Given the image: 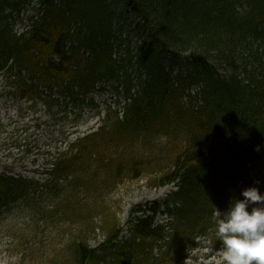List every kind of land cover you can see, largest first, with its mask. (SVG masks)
<instances>
[{
	"label": "trees",
	"instance_id": "16d2710c",
	"mask_svg": "<svg viewBox=\"0 0 264 264\" xmlns=\"http://www.w3.org/2000/svg\"><path fill=\"white\" fill-rule=\"evenodd\" d=\"M29 1L0 0L2 64L13 60L24 66L29 70L28 77L36 78L40 86H52L53 80H59L62 92L76 86L71 80L73 71L78 94L88 93L99 80H112L132 97L123 120L114 119L97 133L80 139L71 158L55 163L54 174L87 170V161L96 154L101 158L100 153L116 145V137H139L165 122L176 127L183 119L184 89L192 83L205 82L204 104L197 110L189 109L184 121L189 145L174 155L171 167L161 170L157 178L159 185L176 181L178 190L164 202L175 222L171 223L168 252L163 261L154 264H166L179 252L195 246L198 236L214 232L213 213L243 198L244 188L256 186L264 192V60L257 50L252 53L257 67L248 69L246 62L243 77L234 72L223 79L208 59L213 50L233 60L249 38L262 46L264 0H40L46 10L44 20L29 33L18 36L7 22L5 8H17ZM116 2L140 17L142 23L137 30L147 32L135 54L129 51L118 59L113 57V44L105 47L102 43L108 37L107 31L98 27L107 25L110 31L117 18ZM74 10L75 17L84 19L83 28L91 34L75 39L93 48L91 56L85 57L75 46L66 47L70 39L68 13ZM193 42L204 46L202 53L188 56L193 72L185 77L181 73L174 75L173 65H183L182 49L175 46L186 49ZM51 54L60 60L50 58ZM143 70L147 79H141ZM17 82L19 90L30 86L22 76ZM138 84L140 88L133 95ZM144 164L142 158L131 160L130 165L120 162L114 177H123V172L138 177ZM257 180L261 183L256 184ZM24 183L0 174V210L9 198L26 189ZM160 206L158 202L151 208L153 215L131 219V237L123 244L117 242L121 229L111 215L108 239L99 249L90 248L83 233L76 235L72 240L76 264H153L148 263V250L152 251L166 236L165 225L154 226ZM139 210H144L141 205L135 208ZM89 228L95 229L92 220Z\"/></svg>",
	"mask_w": 264,
	"mask_h": 264
},
{
	"label": "rangeland",
	"instance_id": "374dc122",
	"mask_svg": "<svg viewBox=\"0 0 264 264\" xmlns=\"http://www.w3.org/2000/svg\"><path fill=\"white\" fill-rule=\"evenodd\" d=\"M33 13L35 11L31 8L30 11L14 15V29L19 32L26 29V19ZM122 22L125 23L124 30L121 35L116 33L117 37L129 33L134 42L144 37L133 30L139 22L135 15L124 12ZM251 46L245 45L233 60H226L213 50L209 52L208 58L223 77L234 72L243 76L246 62L249 69L258 66L251 56L258 48L255 45L251 50ZM175 47L182 49L180 52L183 57L204 49V46L196 45L195 42L186 49ZM123 50L122 46L119 51ZM258 51L264 53V47ZM174 66L175 69L180 67ZM14 78V75L0 68V172L31 179L39 186L34 187L36 191L29 199H20L0 211V264H76L72 248V240L76 235L83 233L88 245L99 247L107 238V229L113 216L123 230L124 240L129 234L128 221L132 208L138 203L162 199L175 187L167 185L159 189L153 186L150 179L156 176V168H151V172L144 170L146 176L141 179H125L109 189L101 187L98 181L96 185L101 188L95 190L89 186L87 181L90 174L86 170L65 177L58 183V191L46 187V184H52L47 174L52 162L60 154L67 153L78 137L96 129L109 109L123 112L127 101L111 84L104 83L89 96L93 103L86 101L73 105L54 95L51 98L52 106L49 107L46 102H31L13 93ZM183 127L184 123H180L181 137ZM170 138V133L162 130L150 143L142 145L138 142L137 150L143 148L154 153L160 163H167L170 157H167L165 146L169 145ZM181 143L184 147L186 140L180 141L179 146ZM101 173L105 176V172ZM164 188H168V191L163 194ZM76 200L81 207L75 211ZM166 219L160 214L157 223L165 222ZM91 220L97 225L95 230L88 229ZM199 243L197 248L182 254V257H172L169 264H224L222 245L217 244L216 238L212 240L211 235V240L201 238ZM160 249H154L156 259L161 257ZM210 260L212 262L208 263Z\"/></svg>",
	"mask_w": 264,
	"mask_h": 264
},
{
	"label": "clouds",
	"instance_id": "9594fccd",
	"mask_svg": "<svg viewBox=\"0 0 264 264\" xmlns=\"http://www.w3.org/2000/svg\"><path fill=\"white\" fill-rule=\"evenodd\" d=\"M241 196L232 200L227 209L213 213L223 262L264 264V193L251 186L244 188Z\"/></svg>",
	"mask_w": 264,
	"mask_h": 264
},
{
	"label": "bare ground",
	"instance_id": "6f19581e",
	"mask_svg": "<svg viewBox=\"0 0 264 264\" xmlns=\"http://www.w3.org/2000/svg\"><path fill=\"white\" fill-rule=\"evenodd\" d=\"M9 165H11V164H9ZM211 262H212V260L208 261V263H211Z\"/></svg>",
	"mask_w": 264,
	"mask_h": 264
}]
</instances>
